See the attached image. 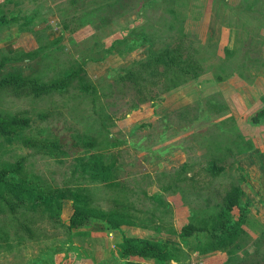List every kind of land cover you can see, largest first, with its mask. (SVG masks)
Wrapping results in <instances>:
<instances>
[{"label": "rangeland", "instance_id": "obj_1", "mask_svg": "<svg viewBox=\"0 0 264 264\" xmlns=\"http://www.w3.org/2000/svg\"><path fill=\"white\" fill-rule=\"evenodd\" d=\"M145 1L73 0L70 6L71 0H0V15L6 18L0 20V78L38 76L50 83L75 71L66 90L39 97L1 89L0 116L30 118L22 139L53 137L70 153H36L20 139L8 143L0 137V166L19 162L20 176L33 178L45 189L68 188L76 193L85 187L81 193L86 200L91 198L92 205L108 212L125 210L136 224L128 228L129 234L164 240L186 251L185 260L169 264H264V238L257 240L264 234V125H252L249 119L264 100V19L237 8L240 0H227L229 5L222 0H160L140 16ZM167 4L182 25L181 32L177 24L174 28L184 35V44L198 48L207 70L198 80L168 91L161 90V83L151 85L150 97L138 101L139 93L130 82L116 80L124 68L145 57L146 45L134 49L123 41L116 44L125 48L122 55L116 48L106 49L124 36L131 41L141 25L149 31L168 27ZM26 17L31 21L21 28ZM171 34L165 35L167 41H172ZM233 45L235 51L226 62L223 49ZM220 64L224 68L227 64V72L217 80L213 73ZM209 99L224 107L211 109ZM81 137L91 138L92 150L113 163L115 187L91 180L78 167L75 156L85 150ZM211 141L223 146L216 160L223 170L215 176L206 169L211 158H217ZM240 141L254 147L237 145ZM73 145L78 152H73ZM233 184L244 190L242 200L249 203L252 224H243L245 234L237 239L240 248L232 256L222 246L195 249L199 233L185 239L178 236L182 225L220 205ZM60 201H49L42 210L60 205L70 209L69 199ZM24 210L16 218L0 212V231L7 232L11 244L1 245L0 264L121 261L119 232L95 225L79 233L54 225L40 216L43 211L26 210L23 216ZM129 260L156 264L138 257Z\"/></svg>", "mask_w": 264, "mask_h": 264}, {"label": "trees", "instance_id": "obj_2", "mask_svg": "<svg viewBox=\"0 0 264 264\" xmlns=\"http://www.w3.org/2000/svg\"><path fill=\"white\" fill-rule=\"evenodd\" d=\"M158 1L160 0H147L143 2L139 11L140 16L145 15L146 7H150ZM162 1L175 2V0ZM179 1L183 2L185 0ZM259 1L257 0L255 3L253 0H240L236 4V7L242 9L252 17L261 20L264 19V0ZM222 3L229 5L227 0H222ZM69 4L73 6V0ZM167 5L170 15L168 27H164L162 30L158 29L156 31L157 28H155V31H149L146 30L145 24L141 25V28H137L135 31L134 38L131 41H128L127 37L124 36L116 39L106 49V52H111L116 48V51L122 55L125 48H117L116 44L121 45L123 41L134 49L146 45L145 57L135 60L132 68H124L122 73H120V78L116 80L117 82L120 80L130 82L136 91L135 93L140 94L137 97L138 101H144L147 97H150L149 93L151 89L149 87L151 85L157 87L161 83V90L168 91L191 80H198L207 70L206 65H204L202 59L197 55L198 48L192 46L190 43L184 44V35L176 31L178 29L181 32L182 28L179 17L176 15L175 9L170 4ZM257 11L261 13V16L258 17L255 14L258 13ZM78 13L81 12H76V14ZM78 18L76 16V19ZM25 19L26 21L20 25L21 28L31 21L28 17ZM0 20H6L5 16L0 15ZM175 25L177 29L174 28ZM64 27L67 28V25L64 24ZM169 34L171 35L168 39L172 40L171 42L165 39V35ZM234 48L235 45L232 48L229 46L224 47V60L226 62L229 55L232 52L234 53ZM226 67L224 68L220 64L218 66L219 70L213 73L214 78L218 80L222 75L225 76L227 72ZM74 73L75 71L69 72V75L63 76L59 82L53 81L50 83H44L38 76L26 78L4 76L0 78V91H2L1 89L5 90V88H9L14 93L39 97L56 89L66 90V86L71 81ZM81 89L85 92L89 91V87L85 85H82ZM136 105L134 104V107ZM208 105L216 111H220L224 107V105L212 99H209ZM249 119L252 125H264V100L263 105L256 109ZM29 124L30 118L27 116H14L11 118L0 116V137L8 143L20 139L26 146L32 147L36 153L40 152L52 156H57L59 151L65 154L70 153L68 149L63 150L62 142L53 137L45 136L22 139V131ZM238 136L242 138L241 135ZM79 143L85 150L75 156L78 167L84 173H88L91 180L98 181L108 188L115 187L117 185V178L113 173V163L111 161L106 162L102 154L95 153L92 150L95 143L91 138L81 137ZM210 144L215 149V156L217 158H211L206 169L211 175L215 176L223 170V166L216 164V160L220 157L221 150L219 149L223 146L219 141H211ZM237 145H244L247 149L254 147L252 142L245 144V142L240 141ZM71 147L76 148L75 145ZM73 152H78V149L76 148ZM218 153L219 156H217ZM13 173L15 176L10 177V174ZM84 191L85 187L77 188L76 193H73L68 188L45 189L33 178L20 176L19 162H16L14 165L5 163L0 166V212L3 214L8 213L9 216L16 218V214L21 208L25 209L21 211L23 216H26V210L44 212L42 209H45L49 201L57 202L60 199L61 203L65 198L71 201L69 210H63V206H57L54 203L57 207H51L48 212H44V215L41 212L40 216H46L52 220L54 225H59L67 230H77L79 233L95 225H101L108 232H119L121 237L120 242L117 243L118 254L121 258L119 264H133L129 262V258L131 257L150 260L156 264H169L172 261L182 262L187 258L186 251L181 247L169 244L164 240L129 234L128 228L136 227V224L128 212L117 208L111 209L108 212L97 205L94 206L91 204V200H88L91 198L87 197L88 199L86 200L84 194L81 193ZM244 194V190L240 185H231L224 192L220 205H214L209 211L205 210L204 214L198 219L192 218L190 222L182 225L178 236L185 239L184 237L188 238L199 233L200 236H198L199 240H197L198 244L195 246V249L198 247L206 250L219 249L222 246L223 250L229 251L230 256H232L240 248L237 239L245 234L243 224L251 222V219L248 217L249 203L242 200ZM19 225L24 227L26 232L30 233L31 230L28 225L22 223ZM262 234L258 236V241L261 237L262 239L264 238V234ZM30 235L32 234L30 233ZM7 241V232L4 230L0 231V247L1 245L2 247H10L11 244ZM202 249L200 248L199 250ZM228 262L232 263L231 261ZM95 264L104 263L98 262Z\"/></svg>", "mask_w": 264, "mask_h": 264}, {"label": "crops", "instance_id": "obj_3", "mask_svg": "<svg viewBox=\"0 0 264 264\" xmlns=\"http://www.w3.org/2000/svg\"><path fill=\"white\" fill-rule=\"evenodd\" d=\"M263 169V168H262ZM263 172H264V170H263ZM251 224H252V222H250Z\"/></svg>", "mask_w": 264, "mask_h": 264}]
</instances>
